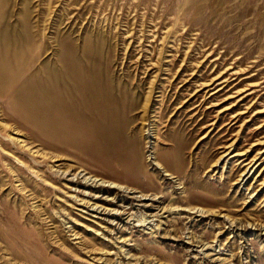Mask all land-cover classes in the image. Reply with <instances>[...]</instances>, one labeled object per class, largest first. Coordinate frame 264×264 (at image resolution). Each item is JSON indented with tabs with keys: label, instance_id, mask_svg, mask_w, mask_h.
Here are the masks:
<instances>
[{
	"label": "rangeland",
	"instance_id": "1",
	"mask_svg": "<svg viewBox=\"0 0 264 264\" xmlns=\"http://www.w3.org/2000/svg\"><path fill=\"white\" fill-rule=\"evenodd\" d=\"M0 264H264V0H0Z\"/></svg>",
	"mask_w": 264,
	"mask_h": 264
},
{
	"label": "bare ground",
	"instance_id": "2",
	"mask_svg": "<svg viewBox=\"0 0 264 264\" xmlns=\"http://www.w3.org/2000/svg\"><path fill=\"white\" fill-rule=\"evenodd\" d=\"M151 221H149V223H150ZM193 245V244H192Z\"/></svg>",
	"mask_w": 264,
	"mask_h": 264
}]
</instances>
